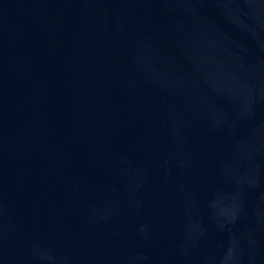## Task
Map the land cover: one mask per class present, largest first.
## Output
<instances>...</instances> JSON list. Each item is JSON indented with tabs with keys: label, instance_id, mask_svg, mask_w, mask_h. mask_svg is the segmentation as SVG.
I'll return each instance as SVG.
<instances>
[{
	"label": "water",
	"instance_id": "95a60500",
	"mask_svg": "<svg viewBox=\"0 0 264 264\" xmlns=\"http://www.w3.org/2000/svg\"><path fill=\"white\" fill-rule=\"evenodd\" d=\"M0 264H264V0H0Z\"/></svg>",
	"mask_w": 264,
	"mask_h": 264
}]
</instances>
